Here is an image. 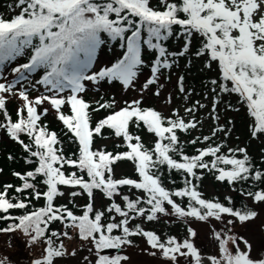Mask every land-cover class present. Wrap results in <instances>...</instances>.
<instances>
[{
  "label": "snow or ice",
  "instance_id": "obj_1",
  "mask_svg": "<svg viewBox=\"0 0 264 264\" xmlns=\"http://www.w3.org/2000/svg\"><path fill=\"white\" fill-rule=\"evenodd\" d=\"M9 8L19 12L8 19L0 14V80L6 81L4 69L17 58L27 55L28 60L12 68L15 74L12 81L0 82L3 114L0 130L19 143L27 154L26 164L36 165L23 174L13 172L22 181L15 192L31 190L34 199L43 198L45 203L28 211L31 201L19 195L9 198V190L14 186L4 185L0 191V212L25 211L19 216H0L16 221L0 231L22 230L32 241L46 239L45 255L32 264H53L54 258L65 256L62 237L72 239L69 228L78 229L81 240L92 241L97 256L95 264H126L127 255L109 257L100 253L104 249L134 246L133 237L145 238L149 246L147 254L155 257L159 253L171 264H178V257L185 258L186 264L189 257L190 264H264V256H253L252 243L235 232L237 222L240 225L250 222L258 217V212L246 204L234 207L231 196L225 197L227 204L218 197L204 198L199 190L205 172L214 173L216 181H227L229 185L249 180L253 185L257 182L264 185V170L253 164L247 148L228 147L226 139L216 142L219 133L227 137L231 132L219 124L217 108L225 94L238 96V102L246 107L253 120L249 125L252 138L264 135V0H156L155 4L152 0H16L14 7ZM194 37H199L201 43L192 52ZM173 38L184 41L179 51H171L167 46ZM113 43H118L122 55L110 66L94 70L98 51ZM146 49L155 53L150 65L144 59ZM189 55L206 57L204 67L211 69L215 63L219 70V77L207 82L208 91L213 94L209 115L216 126L210 135L182 142L178 132L188 134L197 130L202 121L196 113L207 105L197 100L184 108L183 115L175 108L171 115L165 116L154 107L143 105V93L156 85L154 95L158 97L164 87L161 77L170 73L180 58ZM145 67L149 68L150 76L139 89L140 97L124 101L119 110H114L117 104L114 98L103 103L97 101L95 107L84 98L87 82L99 85L118 81L125 90L134 88V81ZM37 72L42 74L33 82L31 77ZM184 79L183 75L178 78L182 94L186 92ZM37 85L44 91L30 98V90H36ZM6 94L23 101L15 120L6 108ZM190 95L188 91L185 100ZM207 98L205 93L204 99ZM166 102L171 104L170 94ZM46 103L67 130L65 135L71 133L70 139L78 144V154L66 156L58 133L41 122L49 113V108L43 107ZM65 106L70 114L63 110ZM102 109L109 114L93 126V114ZM141 125L156 138L151 146L132 130L133 126L139 130ZM104 129L122 139L123 144L116 145L117 148L127 150L113 154L105 148L96 149V137L108 138L102 135ZM198 142L207 146L197 148L196 154H187L186 145ZM225 148L227 153L222 151ZM8 159L13 157L9 155ZM121 161L134 165L136 178L116 177L114 166ZM66 167L75 171L66 174ZM165 167L168 183L175 185L171 174L176 172L182 178V187L166 186ZM38 184L46 186V190L41 191ZM60 186L78 189L69 193V203L86 194L88 203L83 206V214H74L67 205H54L58 197L65 195ZM96 190L110 201L105 209H94ZM133 190L142 195L133 198ZM240 194L254 203H264V187L241 188ZM185 198L186 206H182ZM169 216L186 225L192 219L217 221L221 227L219 230L212 227V238L218 242L219 255L201 254L194 243L198 233L191 226L182 241L175 235L162 238L141 223L130 226L138 219L158 222ZM53 222H60L64 231H50ZM0 264L7 262L0 260Z\"/></svg>",
  "mask_w": 264,
  "mask_h": 264
},
{
  "label": "rangeland",
  "instance_id": "obj_2",
  "mask_svg": "<svg viewBox=\"0 0 264 264\" xmlns=\"http://www.w3.org/2000/svg\"><path fill=\"white\" fill-rule=\"evenodd\" d=\"M183 43L184 41L182 39H176L175 46L180 50ZM191 51L194 52L193 49H191ZM117 55L118 51H115V57ZM110 59L111 54L107 53L104 62L97 63L96 68L99 70L103 66H108ZM205 59L206 57L197 59L192 55L180 58L178 64L172 68L171 72H166L161 77L160 83L164 84V87L161 89V93L158 97L154 95L157 87L156 85L150 86L149 89L143 93V102L152 103L165 115H170L175 108H179L181 114H184V108L191 106L197 100L206 104L207 107L198 110L196 113L197 118L202 121V124L198 125L197 130H193V136L199 135L201 137L211 134L213 127L216 126V122L209 115L212 107L213 94L208 91L210 85H208L207 82L211 78L219 76V70L215 63H213L211 69L204 67ZM189 60H191V64L188 63ZM182 72H186V79L184 81L186 92L183 94L179 92L178 88V78L182 75ZM168 75H170V79L165 78ZM149 76V69L141 71L138 78L134 81V88H129L127 90L124 89L120 82L112 84L111 91L117 102L116 108L122 107L123 102L126 100L131 101L139 98V89L142 88ZM188 91H191V95L185 100L184 97ZM205 93H207V99H204ZM169 94L172 97L171 104L166 102ZM227 100L228 97L223 95L217 111L220 114L219 124L231 129L228 135L229 145L233 146L239 144L247 148L248 151L255 154L259 159H264V135H258L257 138H252L249 125L253 123V120L248 116L246 107L244 105L236 107L239 108V111L229 109L227 107ZM232 100L233 102L236 101L237 97H232ZM44 107H48L49 112L54 111L47 103ZM218 138L224 139L225 136L223 133H219ZM132 171V165L122 164L117 168V176L122 177ZM70 192L71 190L68 189L63 198L68 199L70 197ZM125 192H127V189ZM204 192L209 195H220L222 197L233 193L232 190H226L220 184L215 185L212 179L206 181ZM138 194L142 195V193ZM135 195H137V193L134 191L133 196L135 197ZM86 198L87 197L79 196L76 197V201L79 205H82V202L85 201ZM244 198L248 204L258 212V217L243 225L237 222L235 225V232L244 236L252 243L253 256H264V203L257 204L250 198ZM117 202H121L119 198H117ZM109 203L110 201L105 198L104 194L98 193L94 198V209H105ZM166 207H169L170 210V206ZM117 219H119V217H117ZM135 223H141L142 227L146 230L156 231L162 238H166L168 235H175L181 241L187 238V227L191 226L198 233L197 237L194 239V243L200 249L201 254L204 256L219 255L218 242L212 238V227L215 226L216 229L219 230L221 225L215 220H211V223H208L192 219L189 221V224L186 225L183 221L177 220L176 217L169 216L162 217L158 222H146L138 219L137 221H133L130 226H133ZM55 230L62 233L64 231L63 225L59 223ZM68 232L72 236V239L69 240L62 237L63 244L67 250L66 255L60 258H54L53 264H95L97 256L95 248L91 243L92 241L90 240L89 244H86V242L81 240L78 229L76 228H69ZM133 238H135L134 247L136 249L134 252L147 253L149 246L146 243V239L143 237ZM59 242L60 241H56V243ZM46 247L45 238H38L36 241H32L31 237L24 234L22 230L0 233V260H6L7 264H32L35 259L42 258L45 255ZM243 247V244H241V248ZM89 249H92V251H89ZM73 251H75V255H72ZM85 257H88V259L85 260ZM189 259L191 258L189 257Z\"/></svg>",
  "mask_w": 264,
  "mask_h": 264
},
{
  "label": "trees",
  "instance_id": "obj_3",
  "mask_svg": "<svg viewBox=\"0 0 264 264\" xmlns=\"http://www.w3.org/2000/svg\"><path fill=\"white\" fill-rule=\"evenodd\" d=\"M15 3H16V0H0V14H3L4 18H6V19L10 18L12 15L17 14L19 12V9H15V11H13L12 9L9 8V5H13V7H14ZM152 3L155 4L156 0H152ZM175 43H176L175 38L170 39L167 42V46L169 47V49L171 51H179V49L175 46ZM200 43H201L200 38L194 37L192 40L191 49H193V51L197 50L200 47ZM115 51H118V55L116 57H115ZM122 52H123V50L119 48L118 43H113L110 45L102 46L101 49L98 51L97 61L94 64V70L98 71V69L96 68L97 63L98 64L100 62L103 63L104 60L106 59L107 53L111 54V59L108 63V66H110L111 63L115 62V60L122 55ZM154 57H155L154 52H149L147 49L145 50L144 59H145L147 64L150 65L152 60L154 59ZM197 59H199V58H197ZM27 60H28V56L26 55V56L17 58V60L13 61L11 64H9L8 66L5 67L4 77L6 78V81H12L15 77V74L12 72V68L19 65V64L26 63ZM145 69L147 70L149 68L145 67L142 69V71ZM41 74L42 73H40V72H37L36 74H34L31 77L32 81L34 82L36 79H39ZM182 75L186 79V72H182ZM218 77L219 76L214 77V78H218ZM185 79H184V81H185ZM6 81L0 80V82H6ZM116 82H118V81L112 82L111 85H109V83L107 81L101 82L99 85H93L91 82H87V92L84 94V98L88 102L92 103L94 107L96 106L97 101H99L101 103H103L105 101H110L112 98H114V94L111 91L112 90V84H114ZM19 87L20 86L18 85L17 88H19ZM43 91H44L43 87L37 85L36 90H30V92H29L30 98H34L35 96L39 95ZM225 96L228 97L227 107L229 104L232 106L231 108L228 107L229 109H235L236 107L242 105L238 102V100H239L238 96H236L234 94H225ZM234 96L237 97V100L233 102L232 97H234ZM22 104H23V101H22V99L18 98V96L7 95L6 108L8 109L9 114L13 117V120H15L17 118L16 117L17 108L19 106H21ZM143 105L147 106V107H154L156 110H158L152 103L143 102ZM63 110L66 113L70 114V110L68 109L67 106H65V108ZM114 110H119V108H115ZM40 111H42V109H40ZM109 111H113V110H109ZM107 114H109V112H106L103 109L100 110L99 112L94 113L93 117H92L93 126H94L95 122H97L99 119L104 118ZM181 115H183V114H181ZM165 116H169V115H165ZM0 121H3V114L2 113H0ZM41 122L46 123L50 130L56 131L58 133L60 139L63 141L64 153L66 156L78 154V144L74 140L70 139L71 133H68L67 135H65L67 130L64 128V125L62 124V122L57 119V114L55 111L49 112L47 116L42 117ZM132 130L136 134H139L142 137L143 142L149 146H151L156 139L154 134L149 133L143 125H141L139 130L135 129V127L133 126ZM102 135L106 136L108 138L103 139L100 137H96L94 140V147L96 149L105 148L107 151L113 152V154H115L118 151L127 150L126 148H123V147H121V148L116 147V145H118V144H123V141L121 138L115 137L114 133L111 130L104 129L102 131ZM178 135L180 136V139L182 142H187V141L195 138L196 136H199V135L193 136V130H191L190 133H188V134L178 132ZM208 135H210V134H208ZM22 139H24L25 142H28V138L26 136H22ZM225 139H226L228 147H232V148L243 147L239 144H235L233 146H230L229 142H228V136L225 137L224 139L217 138L216 142H219L220 140H225ZM206 146L207 145L202 143V142H198L196 145L187 144L185 151L187 152V154L192 155V154H196L195 150L197 148L206 147ZM222 151L227 153V148L222 149ZM248 154L252 158L253 164L257 168L264 170V159H259L255 154L251 153L250 151H248ZM9 155H11L13 157L12 160L8 159ZM26 155L27 154L23 151L22 147L19 145L18 142L11 139L8 136V134L6 133V131L0 130V169H3V171L0 172V191H3L4 185L12 184L14 187H13V189L9 190V198H11L14 195H19L21 199H24L25 197H27V200L31 201V203L29 204V208H28V211H30L33 207L43 206L45 201L43 198H41L40 200L34 199L30 195L31 190H26L24 193H20V194H17L15 192V187L20 186L22 184V181L19 178L15 177L13 175V172H20L21 174H23L28 170L34 169V167L36 166L35 164L29 165V164L25 163ZM122 164H130L133 166V171L131 173H127V174L123 175L122 177L127 176V177L136 178L134 165L131 162H127V161L118 162L114 166V171H115L116 177H118L117 176V168ZM67 171H75V169H67V167H66V174H67ZM164 172H165V183H166L167 187L175 188V187H182L183 186L182 178L178 173L173 172L171 174V179H174L176 181L175 185H173V184L168 183V175L169 174L167 172L166 167L164 169ZM85 178H87V177H85ZM118 178H120V177H118ZM39 179H42V178H38V180ZM208 179H212V181L215 185L220 184L224 187V189L233 191L232 194H228L226 196H231L233 198V206L234 207H240L241 205L246 204L248 207L252 208L253 210H254V208L252 206H250L248 204V202L246 201V199L244 198V196H242L240 194V189L241 188L247 189L249 187H252L254 190H259L260 187H264V185H260L258 182L256 185H253L251 180H249L248 182H244L242 184H239V185H229L227 183V181H224V182L216 181L214 173L205 172L203 180L200 181V189H199L200 191L203 192L204 198L212 199L214 197H218L221 202H224L226 204H227V201H225L226 196L222 197L220 195H209V194H206L204 192L205 183ZM38 187L40 188L41 191L46 190V186H44L42 184H38ZM60 188L64 193H66V191L68 189H70L71 191L78 190V189H73V188H70L67 186H60ZM124 191H126V188L124 189ZM134 191L135 190H133V192ZM133 192H132V196H133ZM98 193H102V192H100L99 190H96L94 192V198L97 196ZM63 197H58L54 201V205H56V206L67 205V207L69 209L73 210L74 214H76V215L83 214V206L88 203V198H86V200L82 202V205H79V203L76 201L77 200L76 198H74L73 203H69L70 197L68 199H64ZM82 197H87V196L85 194V195H82ZM133 198H134V196H133ZM13 202L15 203L16 201L14 200ZM177 202H180L179 199H177ZM186 203H187V201L185 198L182 206H186ZM73 204H75L76 207H74ZM24 211L25 210L13 209V210H9V213H7V214L0 212V216H3V215L19 216V215L24 214ZM15 222L16 221H13V220L0 219V229L7 228ZM59 223L60 222H53L51 225H49V230L50 231L55 230L56 227L59 225ZM1 232H3V231H0V233ZM114 234H118V233H114ZM83 241L89 242L90 240H83Z\"/></svg>",
  "mask_w": 264,
  "mask_h": 264
},
{
  "label": "flooded vegetation",
  "instance_id": "obj_4",
  "mask_svg": "<svg viewBox=\"0 0 264 264\" xmlns=\"http://www.w3.org/2000/svg\"><path fill=\"white\" fill-rule=\"evenodd\" d=\"M132 239L134 242L135 238H132ZM86 244H89V242H86ZM134 245H135V242H134ZM134 250H136L134 246H124L122 249H119V251L116 253L103 254L101 252L100 254L107 255L109 257H113L115 255H127L129 259L126 262V264H171L170 261L162 259L159 254L153 257V256L148 255L147 253L134 252ZM187 261H188V264H190L191 259L187 258ZM122 264H125V262H122ZM178 264H186L185 258L178 257Z\"/></svg>",
  "mask_w": 264,
  "mask_h": 264
},
{
  "label": "water",
  "instance_id": "obj_5",
  "mask_svg": "<svg viewBox=\"0 0 264 264\" xmlns=\"http://www.w3.org/2000/svg\"><path fill=\"white\" fill-rule=\"evenodd\" d=\"M119 251V249H104L103 251H102V253L103 254H109V253H116V252H118Z\"/></svg>",
  "mask_w": 264,
  "mask_h": 264
}]
</instances>
